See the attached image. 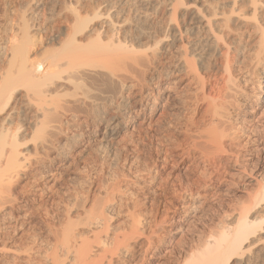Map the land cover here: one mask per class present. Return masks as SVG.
<instances>
[{
    "label": "bare ground",
    "instance_id": "1",
    "mask_svg": "<svg viewBox=\"0 0 264 264\" xmlns=\"http://www.w3.org/2000/svg\"><path fill=\"white\" fill-rule=\"evenodd\" d=\"M166 2L170 7L163 20L167 22L160 26L150 23L149 14L158 13L161 6L154 0H24L12 21L2 15L0 264H140L151 252L147 248L155 246L154 253L161 249L162 237L148 239L147 248L134 262L137 239L145 234L140 228L145 221L135 209L127 225L111 227L119 185H103L101 193L102 189L97 190L102 183H97L93 192L96 182L88 179L84 195L74 186L45 188L40 180L55 177L54 160L57 156L69 159L70 147L77 141H83L87 156L92 157L96 151L90 139L101 137L104 148L124 137L137 112L158 114L157 119H150V128L157 125L171 137L174 119L165 104L160 113L156 104L166 90L167 102L179 99L185 106L190 101L194 110L184 128L189 131L190 147L173 152L166 146L163 161H183L197 151L203 164L221 165L225 159L224 164L239 166L240 173L247 164L239 161L247 144L255 145L250 152H264V127L255 133L264 125V0ZM247 46L251 48L242 55ZM234 53L242 60L235 61ZM149 82L155 84L148 87ZM190 91L192 97L186 94ZM243 106L249 108L243 119L248 126L234 119V111ZM199 111L202 114L196 120ZM125 115L126 123L122 122ZM138 131L145 134L148 130L139 123ZM251 133L257 137H249ZM64 134L68 136L63 142ZM243 135L245 142L236 144ZM28 140L36 163L30 158L33 152L26 150ZM233 146L237 153L228 158ZM52 150L55 155L49 154ZM46 157L48 165L36 176L29 174L34 178L17 189L28 169L34 164L43 166ZM40 187L42 192H38ZM189 191V196L201 194L193 188ZM250 198L245 205L226 209L218 218V229L207 234L203 247L186 264H264V251L245 256L249 242L264 224V213L253 212L264 203V177ZM156 224L148 222L150 232Z\"/></svg>",
    "mask_w": 264,
    "mask_h": 264
},
{
    "label": "rangeland",
    "instance_id": "2",
    "mask_svg": "<svg viewBox=\"0 0 264 264\" xmlns=\"http://www.w3.org/2000/svg\"><path fill=\"white\" fill-rule=\"evenodd\" d=\"M154 1H158L161 6L159 5L160 7L157 9L158 11H156L158 13H153L150 10L151 13L149 16H152V19L150 17V23H157L159 26L163 25L164 22L166 24L167 20H163V18L167 19L166 17L168 15L170 6H166V4L169 3L166 2L167 0H161V2L160 0ZM0 2L2 3H0V20L5 21L3 18H6V21L10 22L12 21L14 15L20 12L19 10L22 9L24 0H0ZM59 5L60 4L57 6ZM6 12L9 13V15L6 14ZM2 15H5V17ZM138 16L140 17L141 15ZM251 39L254 41L256 37L253 36ZM251 39H249V41H252ZM251 46H247V49L245 48V50H243L242 55L248 53V50L251 48ZM233 56L237 62L242 60V58L241 60H238V55L236 53H234ZM150 83L151 82L148 83V87H152V85L155 84V82L153 84ZM165 86L167 85L165 84ZM168 92L169 90L163 92L162 95L157 99L156 104L157 109L159 108V113L164 109V106L162 107V105L165 104V108L168 109L167 114L170 115V118L174 119L176 127L172 132H170L173 137L170 133L169 134L171 137H169V135L166 136L167 132L164 131V134L163 129L157 125H153L154 127L152 126V128H150V119H157L158 114L155 117H152V115L150 116V110L147 111L146 116H144L142 112H137L134 116V125L130 128L127 127L126 131H124V137H120L118 140H116V142H108L109 146L108 143L106 144L103 142L107 145L105 147L103 146L104 148L100 147L102 142L101 137L97 139H90L89 145L92 146L93 150L96 151L95 156H92L93 158L91 156H87L89 151L87 150V152H85V149L82 146L83 141H77V144L70 147L71 155L69 159H61L60 156H57V158L54 160L51 167L54 169V172L57 173L55 177L43 179V181L42 179L40 180V184L45 188H48L49 186H61L62 188V185L63 187L72 188L74 186V188L80 190L79 192H83L84 195L87 192L86 182L89 181L88 179H92L96 182L93 192L96 187H99V184L97 183H102V185L100 184L102 188L100 187L97 190L100 191L102 189L100 191L101 193H103L106 187L111 186V184L119 185L121 188L118 187V190L116 191L119 193V195L117 194L118 196L116 198V204L114 208L115 212L112 211V213L114 212L115 214H113V216L110 215V223L112 225L111 227L118 228L122 225H127L128 221H130V211H133L134 209L136 210V213L139 215V217L142 216L140 219L143 220V222L145 221V224L143 223L144 225H140L141 231L143 230L142 232L145 234L137 239L136 245H138V249L135 252L134 258L136 259L134 262L136 263L139 260L138 258H140L143 254V249L147 248L148 239L156 241L157 238L162 237L164 241L161 249L155 253V246L152 249L147 248L151 252L147 253V255L141 259L140 264H186L189 256L203 247L207 234L210 232L213 233L218 229L216 225L218 218H221V216L227 212L226 209L231 206L236 207L244 203H249L251 200V195L258 188V182L262 179V177H264V152H250L249 150L255 146L250 144H247V149L245 148L241 150L239 161L241 160L240 162L243 161L247 164L245 169H241L240 173L238 168L239 166H234L231 163L224 164L225 159L222 161L223 163L221 162V165L207 163L203 164V161L199 160L201 158L198 156L199 154L197 151H193L183 161V158H176L178 161L174 163L173 161H163L162 153L164 152L166 146L171 147L173 152H179L190 147L188 141L189 131L186 130L187 128L184 130V128L185 122L188 120V115L189 117L192 116L194 110L193 108L189 107L191 103L189 99V105L187 104L185 106L182 103L179 104V99H173L171 101L168 100L167 102L166 98L169 94ZM186 94L187 96L194 95L191 93V91L190 93L188 92ZM161 107L163 109H160ZM236 111L233 113L234 117L236 116L234 118L235 122L237 121L236 124H241L243 126L245 124V126H248L246 123H244L243 119L245 115H249V113H247L249 112V108L243 106ZM201 114L202 111H199V113L197 112L195 114L196 120L201 117ZM127 116L128 115H125L123 117L122 122H127ZM144 117L146 118L144 119ZM139 123H142L143 126L148 130L145 132L146 135L144 132L139 134ZM260 127L262 129H260ZM263 127L264 125L260 124L258 127L259 131L257 130L258 132L255 133L260 134L261 130H263ZM191 129H196V127L193 126ZM255 133H251L248 136H255L254 138H256L257 135ZM66 136L68 135L64 134L61 136L62 138L60 137L61 140L60 138L59 140H63V142L66 141ZM159 136L162 137L159 138ZM242 137L247 138L246 135L241 136V139L239 138L236 140V144H243L245 142L244 140L246 139H243ZM109 138L111 137H108V139ZM140 140L142 141L140 142ZM28 141L31 143L27 144L26 150L30 149V153L33 152L32 155H30V153L29 155L30 158L33 159V162L36 163V157H34L35 151L32 148L33 146H30L32 141ZM115 145L119 149H117ZM233 147L232 148L235 150V152L233 149H231L232 151L229 152L231 156L226 155L228 158L234 156L237 153V147ZM21 148H24V145ZM68 149L69 147H67V150ZM106 151L109 152L105 153ZM49 154L55 155V150L50 151ZM44 162L45 163L43 166L34 164L33 167L29 168L27 173L28 175H25V177L21 178V180L19 179V183L17 182V189H21V186L25 184V182L27 183L28 180L30 181L32 176H36L37 173L45 168L44 166L48 165L47 163L49 162L47 157ZM215 167L216 169L219 167L218 171H216L215 174H211V170ZM218 172H220L221 175ZM209 173L212 176H210ZM29 174L32 176H29ZM200 178L201 181L199 180ZM84 183L85 185H83ZM103 185H106V187H103ZM43 187H40L42 190L38 192H42ZM189 187L198 190V192L201 193L200 196L198 195L197 197V194L189 196ZM61 188V194L62 191L63 193L65 192L64 194H66L67 192ZM31 190L32 189L28 190V194L31 193L30 197H32V194L34 193V190ZM204 193L206 196H201ZM65 196H67V194ZM261 204L262 203L257 204V207L253 205L255 206L253 210L256 211L251 209L256 215L259 216L264 213V207L263 209L260 207L264 206V203L263 205ZM150 220L159 223L158 225H154L153 228L155 231H153V233L150 232L152 228L148 226V222ZM38 225L40 227L42 226V222H40V220ZM27 234H29V232H27ZM261 237H264V224L259 234L252 238V241L249 242L251 244L248 246L249 249L246 251L245 256L255 257L257 256L258 251H264V239L260 240ZM28 238L29 237L25 238L24 240L27 239L28 241ZM142 246L145 247L142 248ZM125 260L127 261L128 259ZM229 264H231V262Z\"/></svg>",
    "mask_w": 264,
    "mask_h": 264
}]
</instances>
